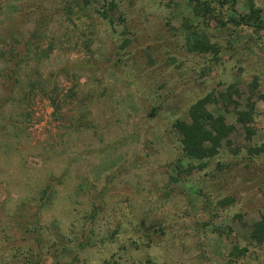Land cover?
<instances>
[{
	"label": "rangeland",
	"instance_id": "1",
	"mask_svg": "<svg viewBox=\"0 0 264 264\" xmlns=\"http://www.w3.org/2000/svg\"><path fill=\"white\" fill-rule=\"evenodd\" d=\"M195 4L0 0V264H264V0Z\"/></svg>",
	"mask_w": 264,
	"mask_h": 264
},
{
	"label": "trees",
	"instance_id": "2",
	"mask_svg": "<svg viewBox=\"0 0 264 264\" xmlns=\"http://www.w3.org/2000/svg\"><path fill=\"white\" fill-rule=\"evenodd\" d=\"M196 2L195 6L206 12L207 14H210L211 11L213 12L214 8H223L225 6L227 7H233L237 4L238 0H193ZM76 2L78 4H80L82 7H88L91 4V0H76ZM17 6L15 4H9L7 6L8 11L10 10L9 13H17L16 8ZM67 9H69V6L67 7ZM3 11V10H2ZM233 22H235L236 24H241L244 26H248V27H252V28H263L264 27V23L261 19V12L260 10H255L252 8V6L250 7V9L248 10L247 13L245 14H241V15H237L236 18L234 17L232 19ZM32 37L34 36V33L31 34ZM32 39V38H31ZM2 45H9V43L7 41H4L0 38V55H2V57H6L5 55H11L10 53H13L14 50L13 48H10L9 53H5L3 52V46ZM5 60L6 58H0ZM8 59H14V58H8ZM24 59V58H23ZM23 59L19 60L18 62H16V65L22 63ZM19 70L20 68H15L12 71V74H5L6 76H4V79H6L9 83V87L12 89V93L10 94L12 97V102L14 101H22V97L21 96V100L20 99H16L15 97H13V95L16 92V89L18 91V94H22V91L24 89V83H25V79H21L19 76ZM6 81V82H7ZM30 88L35 89V83L31 82L29 84ZM19 87V88H18ZM193 114L191 116V124H186V123H177L176 127L178 132L181 134L182 136V144L184 145V147L186 148H192L195 147L196 145H200L203 143L204 141V135L206 134L205 128L209 127L210 130L213 129L215 127V123L212 120V117L205 113L204 110H202V102H198L195 107L193 108ZM217 123L219 122L216 121ZM49 189V187H47L44 191H43V196H41L40 201H43V203L45 201H48L51 198L50 193H46L47 190ZM93 213V212H92ZM90 215V214H89ZM90 217V216H89ZM111 239V238H110ZM88 243V240H86ZM246 252V250H240L238 248H235L234 251L231 253V256L237 255V256H243L244 253ZM236 256V257H237Z\"/></svg>",
	"mask_w": 264,
	"mask_h": 264
}]
</instances>
